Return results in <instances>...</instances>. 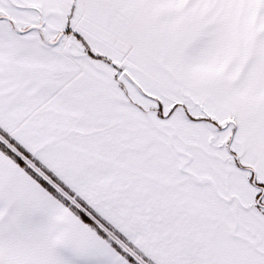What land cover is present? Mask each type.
Segmentation results:
<instances>
[{
  "label": "snow or ice",
  "instance_id": "6c2138e0",
  "mask_svg": "<svg viewBox=\"0 0 264 264\" xmlns=\"http://www.w3.org/2000/svg\"><path fill=\"white\" fill-rule=\"evenodd\" d=\"M0 264H264V0H0Z\"/></svg>",
  "mask_w": 264,
  "mask_h": 264
}]
</instances>
